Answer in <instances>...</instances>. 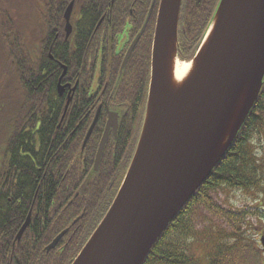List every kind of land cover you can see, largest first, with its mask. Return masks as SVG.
<instances>
[{"label": "trees", "instance_id": "1", "mask_svg": "<svg viewBox=\"0 0 264 264\" xmlns=\"http://www.w3.org/2000/svg\"><path fill=\"white\" fill-rule=\"evenodd\" d=\"M217 2L182 0L179 43L183 50L180 46L179 55H193ZM16 60V78L12 77L17 102L10 116H3L6 130L0 140V258L8 259L12 254L17 264H70L120 186L132 155L123 152L130 139L123 134L111 149L107 147L94 172L91 164L99 139L97 127L80 152L93 115L90 87L83 86L82 100L71 103L60 125L63 100L57 93L59 74L53 72L57 65L47 57H35V63L23 56ZM147 69L143 73L148 75ZM92 76L93 72H83L80 83L89 85ZM146 83L147 77L140 88ZM263 144L264 79L234 141L158 239L144 264H199V259H205V264H243L246 254L255 258L253 264H264L246 239L224 233L209 219L202 230H196L192 222L196 208H212L213 192H239L253 202L263 199ZM29 212V226L16 241ZM66 227H70L69 232L60 241L66 248L45 253V245ZM70 233L74 235L71 239ZM198 248L204 250L200 258L195 253Z\"/></svg>", "mask_w": 264, "mask_h": 264}, {"label": "water", "instance_id": "2", "mask_svg": "<svg viewBox=\"0 0 264 264\" xmlns=\"http://www.w3.org/2000/svg\"><path fill=\"white\" fill-rule=\"evenodd\" d=\"M181 1L159 2L145 113L133 157L110 207L71 264H144L218 165L259 96L264 0H219L187 71L177 79ZM112 122L110 115L108 124ZM28 223L29 217L16 239Z\"/></svg>", "mask_w": 264, "mask_h": 264}, {"label": "flooded vegetation", "instance_id": "3", "mask_svg": "<svg viewBox=\"0 0 264 264\" xmlns=\"http://www.w3.org/2000/svg\"><path fill=\"white\" fill-rule=\"evenodd\" d=\"M159 2L160 0H0L1 74L4 68L5 72H10L12 76L14 74L16 78V59L19 56L25 57L31 63H35L33 62L35 57H47L53 61L57 65L53 66V72L59 74L57 93L63 100L60 125L71 103L74 104L76 100L77 104L82 100L80 95L83 86L90 87L88 99L93 104V115L81 143L80 152L82 153L88 146L89 139L97 127L99 139L96 147H93L91 164L94 172L98 171L106 148L111 149L121 135L127 134L130 139L123 152L133 154L136 148L146 107L151 49ZM23 26L28 28L24 29ZM179 31L180 20L178 41L181 39ZM180 46L183 50L179 43V48ZM54 51L57 54V61H54ZM187 57L178 55L181 61L190 60ZM3 60L6 62L3 63ZM147 66L148 75L143 73ZM86 71L93 72L89 85L80 83L82 74ZM144 74L147 83L141 89L140 84L145 81ZM12 89L16 92L17 87L14 85L6 91L7 95L13 96L10 98L13 105L10 112L14 110V101L17 102L16 96L9 93ZM110 115L115 119V123L112 122L114 124H108ZM94 120L95 123L86 140ZM105 136L102 154L95 169L96 155ZM29 215L30 212L27 217ZM69 228L66 227L61 232L65 231L67 234ZM239 229L240 226L235 231L238 239H246L255 252L260 250L264 252L263 248H258V241L264 239V230L256 234L253 231H245L243 234L238 232ZM248 232L253 237L247 236ZM65 234L53 248L46 250L56 236L53 237L45 245L44 252L49 253L57 248L59 252L63 251L66 243L60 244V241ZM73 236L70 233V239ZM17 262L12 254L8 259L0 258V264Z\"/></svg>", "mask_w": 264, "mask_h": 264}, {"label": "rangeland", "instance_id": "4", "mask_svg": "<svg viewBox=\"0 0 264 264\" xmlns=\"http://www.w3.org/2000/svg\"><path fill=\"white\" fill-rule=\"evenodd\" d=\"M23 28L27 29L28 27L23 26ZM177 61L179 63H183V61H181V59L178 57ZM5 62L6 61L3 60V63ZM1 72L3 73H0V140L2 139V136L6 130L3 116H10L9 112L13 107L10 102V98L13 96H10L9 94L7 95L6 91L7 88L14 86L11 73L5 72L4 68H2ZM9 93H13L16 96V92L13 89L12 92ZM14 102L16 103V101ZM261 153H263L262 156H264V144L261 145ZM211 197V209L199 207L193 212L192 222L196 230H202L206 226L205 219H209L214 222L218 229L224 231V233L228 235L236 236L235 231H237L238 226L241 227L238 232H243V234L245 231H253L256 234L260 230H264V196L260 202H253L249 200L248 197H244L243 193L239 192H213ZM246 235L253 237L250 232H248ZM257 238H259L258 235ZM261 247L262 246L259 245V248ZM195 253L200 258L204 254V250L198 248L195 249ZM257 254L261 260H264V252L262 250L258 251ZM254 259L255 258H252L246 254L245 258L241 260H243V264H253L252 262ZM199 264H205V259H199Z\"/></svg>", "mask_w": 264, "mask_h": 264}, {"label": "bare ground", "instance_id": "5", "mask_svg": "<svg viewBox=\"0 0 264 264\" xmlns=\"http://www.w3.org/2000/svg\"><path fill=\"white\" fill-rule=\"evenodd\" d=\"M188 66L189 65L187 63L176 62L175 69H174L175 78L180 79L184 75V73L187 71Z\"/></svg>", "mask_w": 264, "mask_h": 264}]
</instances>
